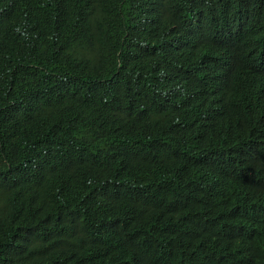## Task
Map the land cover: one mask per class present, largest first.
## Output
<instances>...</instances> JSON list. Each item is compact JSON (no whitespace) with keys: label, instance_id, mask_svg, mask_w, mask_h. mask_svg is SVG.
<instances>
[{"label":"trees","instance_id":"trees-1","mask_svg":"<svg viewBox=\"0 0 264 264\" xmlns=\"http://www.w3.org/2000/svg\"><path fill=\"white\" fill-rule=\"evenodd\" d=\"M113 1L0 0V264H245L264 0Z\"/></svg>","mask_w":264,"mask_h":264},{"label":"clouds","instance_id":"clouds-1","mask_svg":"<svg viewBox=\"0 0 264 264\" xmlns=\"http://www.w3.org/2000/svg\"><path fill=\"white\" fill-rule=\"evenodd\" d=\"M124 1L127 2V0L113 1L116 4L117 10L123 7ZM113 2L108 4V7L111 6ZM32 15L33 11H31L29 15L30 19H32ZM82 17H85L83 13ZM0 20L3 21L5 18L0 15ZM241 250L245 254V264H264V237H251L248 241L246 240L244 245H241Z\"/></svg>","mask_w":264,"mask_h":264}]
</instances>
